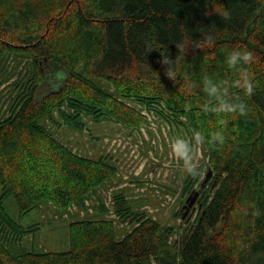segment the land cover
Returning a JSON list of instances; mask_svg holds the SVG:
<instances>
[{
	"label": "trees",
	"instance_id": "16d2710c",
	"mask_svg": "<svg viewBox=\"0 0 264 264\" xmlns=\"http://www.w3.org/2000/svg\"><path fill=\"white\" fill-rule=\"evenodd\" d=\"M235 47L255 57L245 65L253 93L230 89L248 113L225 117L223 145L205 144L215 175L181 247L168 242L170 229L122 200L121 214L133 225L121 238L111 222L77 219L66 250L22 244L33 230L7 211V199L19 218L48 201L64 209L114 172L104 160L72 153L44 119L79 130L90 115L138 128L144 118L125 104L135 100L163 104L210 136L218 117L205 111L215 101L202 79L234 81L224 54ZM9 55L30 58L37 75H18L9 115L0 119V264H264V0H0V67ZM163 55L175 59L174 81ZM46 72H62V85L36 98ZM198 176H190L189 192Z\"/></svg>",
	"mask_w": 264,
	"mask_h": 264
},
{
	"label": "rangeland",
	"instance_id": "374dc122",
	"mask_svg": "<svg viewBox=\"0 0 264 264\" xmlns=\"http://www.w3.org/2000/svg\"><path fill=\"white\" fill-rule=\"evenodd\" d=\"M31 63L32 60L25 56L9 55L1 65L0 119L9 115V107L17 92L12 84L18 75L23 79L24 75H37ZM63 78L62 72L43 73L34 89L36 98L59 89ZM58 80L60 81L57 82ZM97 84L109 93L114 92V87L109 82L99 80ZM125 104L144 118L142 126L135 128L113 118L96 120L90 115H83L80 120L83 128L77 130L62 123L54 125L44 119L42 124L72 153L85 159L104 160L114 172L90 189L80 204L71 203L64 209H59L48 201L19 218L11 204V198L7 199V211L19 220L25 230H33L22 239V244L28 249L53 252L66 250L70 224L77 219L111 222L117 236L123 237L132 229L133 224L130 223L131 219L121 214L123 205L119 200L133 214L158 222L164 230L170 229L171 233L167 232L166 235L171 244L178 245L188 232L187 228L201 209L198 206L202 204L203 191L193 205L195 211L191 214L189 209L184 219L182 215L185 209L182 207L188 196L198 189L208 171L212 172L207 165L209 156L205 145L196 146V161L202 172L191 182L192 190L189 192L187 185L191 181L190 175L174 157L169 144L176 135L191 138L192 132L198 130L189 125L185 115L176 118L163 104L146 107L135 100L125 101ZM214 175L212 172V178ZM212 178L204 189L211 187ZM190 214V220L185 223Z\"/></svg>",
	"mask_w": 264,
	"mask_h": 264
},
{
	"label": "clouds",
	"instance_id": "9594fccd",
	"mask_svg": "<svg viewBox=\"0 0 264 264\" xmlns=\"http://www.w3.org/2000/svg\"><path fill=\"white\" fill-rule=\"evenodd\" d=\"M227 15V13H225ZM254 54L244 47H235L225 51L224 62L229 69L237 73V78L232 80L218 81L210 76L202 79V90L212 100L213 105H205V111H210L218 117V127L210 134L205 136L201 131H193L191 138L176 135L170 140V150L177 161L182 163L184 171L190 176L200 175L201 167L196 161V146L205 144L223 145L226 140L227 123L225 117L231 114L246 116L248 105L239 97H232L230 89L235 86L243 90L245 95L250 96L254 90L251 74L246 70L245 65L254 63ZM162 65L167 66L165 75L172 81L177 77V67L175 59H170L163 55Z\"/></svg>",
	"mask_w": 264,
	"mask_h": 264
},
{
	"label": "water",
	"instance_id": "95a60500",
	"mask_svg": "<svg viewBox=\"0 0 264 264\" xmlns=\"http://www.w3.org/2000/svg\"><path fill=\"white\" fill-rule=\"evenodd\" d=\"M212 177V172L208 171V173L206 174L204 180L201 182L200 186L198 187V189L196 191H193L188 198L185 201L184 206L182 207V209H185V213H183L182 218L184 219L186 214L188 213L189 209H191V214L195 211L193 205L194 203L198 200V196L199 194L203 191V189L206 187L207 183L209 182V180ZM193 207V208H192ZM201 206H198V209H200ZM191 214L187 217V219L185 220V223H187L190 218H191ZM192 229V225L190 226L188 232L186 233V235L181 239L180 241V247L182 246V244L184 243V241L187 239L188 234L190 232V230Z\"/></svg>",
	"mask_w": 264,
	"mask_h": 264
},
{
	"label": "bare ground",
	"instance_id": "6f19581e",
	"mask_svg": "<svg viewBox=\"0 0 264 264\" xmlns=\"http://www.w3.org/2000/svg\"><path fill=\"white\" fill-rule=\"evenodd\" d=\"M206 176V175H205Z\"/></svg>",
	"mask_w": 264,
	"mask_h": 264
}]
</instances>
